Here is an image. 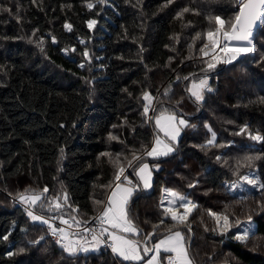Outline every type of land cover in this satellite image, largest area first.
Returning <instances> with one entry per match:
<instances>
[{
	"label": "trees",
	"instance_id": "16d2710c",
	"mask_svg": "<svg viewBox=\"0 0 264 264\" xmlns=\"http://www.w3.org/2000/svg\"><path fill=\"white\" fill-rule=\"evenodd\" d=\"M87 2L96 6L89 10ZM165 2L0 0V264H118L106 247L69 257L46 225L29 218L26 205L16 197L26 188L47 186L49 196L66 191L80 218L95 216L102 206L94 201H106L111 189L104 186L116 183L117 169L101 153L120 154L126 166L124 157L130 159L142 145L152 146L153 121L145 123L142 116L145 91L156 98L157 112L182 103V113L195 127L183 128L174 154L145 157L152 168V187L131 197L130 216L143 229L134 238L143 239L163 218L158 205L162 190L171 188L199 206L189 217L190 252L196 264H264V209L260 207L264 195L256 190L231 193L225 187L237 178L233 175L237 157L264 156V143L235 135L244 125L264 135V103L260 102L264 98V32L254 33L252 53L218 64L207 73L213 91L206 92L198 105L186 88L191 79L204 75L198 51L203 41H196L192 50L189 44L196 33L209 28L207 16L228 19L237 9L234 0H174L163 7ZM184 7L200 14L176 19ZM89 20L96 21L92 28ZM187 21L190 26H185ZM65 23L72 25V31L64 28ZM177 36L178 43L173 39ZM40 38L43 51L36 43ZM85 50L90 63L82 55ZM193 73L196 76L183 79ZM206 123L216 133L217 144L225 147H199L211 135ZM110 133L119 139L110 141ZM226 159L233 165L223 163ZM253 169L264 182V159L240 173ZM127 174L135 183L131 168ZM193 183L195 187H189ZM226 205L230 219L243 222L250 214L255 221V234L247 244L231 237L235 227L226 236L204 230V225L214 227L206 210L221 212ZM35 211L55 215L40 208ZM163 219L152 243L172 224L170 218ZM4 236L8 239L3 240ZM41 236L45 239L40 243H30Z\"/></svg>",
	"mask_w": 264,
	"mask_h": 264
},
{
	"label": "snow or ice",
	"instance_id": "6c2138e0",
	"mask_svg": "<svg viewBox=\"0 0 264 264\" xmlns=\"http://www.w3.org/2000/svg\"><path fill=\"white\" fill-rule=\"evenodd\" d=\"M106 0H97V3L104 4ZM35 4L36 0H32ZM139 3V0H137ZM174 3V0H166L163 7H168ZM96 6L95 3L87 2L86 7L91 10ZM233 12L228 19L222 18L220 15H209L206 17L209 28L203 33H196L189 44V49L195 48L196 41H203L198 51L205 64L201 69L204 75L198 79H191L190 87L186 88L190 98L196 104H201L205 100V93L212 92L213 89L208 83L207 73L214 71L218 64H230L242 56H246L254 51L253 38L254 32L259 29L264 32V0H234ZM63 7V6H62ZM71 7V5H68ZM7 10V9H5ZM199 15V11L190 7H184L176 14V19L182 20L185 14ZM88 27L92 28L96 21L89 20ZM191 21H187L185 26H190ZM64 28L72 31V25L65 23ZM35 36V32H33ZM179 42V37H174ZM55 43V37H52ZM32 42V41H30ZM37 46L43 51V38L36 41ZM84 43V41H81ZM67 51V50H65ZM73 52L76 50L73 48ZM82 55L90 63V57L87 50ZM172 59L171 57L169 58ZM83 68L85 65L80 64ZM196 76L195 73L190 76L183 77L189 80L190 77ZM177 80L181 77L177 76ZM90 83V81H88ZM169 89H165L164 94L168 95ZM145 101L143 105L142 116L145 123L155 121V129L157 133L153 136L152 146L149 148L142 145L139 153L133 151L131 158L124 157L126 166L123 165L121 155L113 156L110 152H103L101 156L108 157L109 162L117 169L114 180L116 183L106 185L111 191L107 195L106 201L95 200L94 204L101 205V210L95 216L89 219H82L77 214L79 208L73 206L69 202V196L66 191L49 196V189L45 186L42 190L37 188H26L23 192L17 193L16 199L21 204L26 205L25 211L33 222H39L48 227L49 234L55 238V242L69 257H76L81 253L99 252L101 247L111 250L114 258L119 262H129V264H196L195 258L190 252V234L192 233V222L189 217L198 209V205L188 199L186 195L178 190L165 188L162 190V196L158 207L162 209L161 216L170 218L172 224L167 226L165 234L152 243L157 237L158 230L164 225L165 220L162 218L158 224L152 225V232L144 234L143 239H137L143 233V229L139 228L130 216L129 204L131 197L138 190H147L152 187V168L145 157L159 159L161 157L170 156L175 150V145L183 128L195 127L190 125L184 118L178 117L174 111L169 109H161L157 112L153 101L156 99L149 92L142 94ZM264 103V98L261 99ZM152 112L153 115H149ZM115 127V126H114ZM204 127L211 134L203 145L199 147L202 150H208L212 147H225L223 144H217L216 133L207 123ZM163 133V136L159 135ZM235 135H247V137L255 143H264V135L258 132L249 131L248 126H242ZM110 141L118 140L116 135L109 134ZM63 151V150H61ZM217 161H221V157H216ZM264 159L261 155H244L235 159L233 167V175L237 178L230 183L226 182L225 187L229 191H251L255 189L264 195V182L256 177L252 172L241 174L242 168H253L255 161ZM227 164L228 161L224 160ZM157 170L159 165H154ZM132 169V175L136 177V182L129 179L127 169ZM244 186H248L245 188ZM189 187H195V184H189ZM240 202H243V198ZM260 207L264 209V204ZM36 208L54 213L53 216H45L37 213ZM229 205H226L221 212H215L211 209L206 210V214L214 222V227L209 229L204 225L201 218V224L204 230L212 231L220 236H226L234 227L237 231L232 238L242 244H247L250 236L254 235L252 225V216H247V222L240 219H230ZM70 210V211H66ZM182 210V211H181ZM67 216V218H66ZM59 220L64 227H57L51 221ZM147 223V221H146ZM187 235L185 233V230ZM3 240H7L8 236H4ZM41 236L39 240L30 241V243L38 244L44 240ZM23 252L24 249H20ZM151 254V255H149ZM8 255H14L9 252Z\"/></svg>",
	"mask_w": 264,
	"mask_h": 264
},
{
	"label": "rangeland",
	"instance_id": "374dc122",
	"mask_svg": "<svg viewBox=\"0 0 264 264\" xmlns=\"http://www.w3.org/2000/svg\"><path fill=\"white\" fill-rule=\"evenodd\" d=\"M209 78V77H208ZM208 81H209V79H208ZM190 85H191V81L190 82H188V87H190ZM170 99L171 98H173V96L171 95L170 97H169ZM181 105H182V103H178L177 104V106L175 107V108H173V110H170V111H174L175 113H176V115L178 116V117H181V118H184V119H186L187 121H188V118H187V116L186 115H184L183 113H182V111H181ZM153 126H154V128H155V121L153 120ZM182 131H183V129H182ZM182 131H181V134H180V136L178 137V140H177V142H176V144L178 143V141H179V139H180V137H181V135H182ZM157 133V130L155 129V133L154 134H156ZM159 135H161V137L163 136V133H159ZM216 141H217V139H216ZM172 154H174V153H172ZM227 161H228V163H227V165H230V163H232V161H230V159H226ZM232 165H233V163H232ZM149 166H150V164H149ZM234 166V165H233ZM151 167V166H150ZM249 172H252L256 177H258V171L256 170V169H253V170H250V171H248V172H246L245 174H248ZM259 178V177H258ZM233 181V180H232ZM228 183H230L231 181H227ZM245 188H248V186H244ZM253 190H255V189H252L251 191H253ZM231 193H238V194H241V195H243V194H245V192H249V191H241V190H236V191H230ZM189 199V198H188ZM194 202V201H193ZM182 211V210H181ZM243 222H247V220H245V221H243ZM252 225H253V228H254V230H255V228H256V224H255V221L252 219ZM232 231V230H231ZM230 231V232H231ZM237 231V229L235 228V232ZM234 232V233H235ZM228 235V234H227ZM232 237V236H231ZM234 239V238H233ZM192 240H193V238H192ZM157 241V240H156ZM220 264H227V263H220Z\"/></svg>",
	"mask_w": 264,
	"mask_h": 264
},
{
	"label": "built area",
	"instance_id": "2783aa9c",
	"mask_svg": "<svg viewBox=\"0 0 264 264\" xmlns=\"http://www.w3.org/2000/svg\"><path fill=\"white\" fill-rule=\"evenodd\" d=\"M55 226H57V227H64V225H61L57 220H53V221H51ZM48 228V227H47ZM54 240H55V238L54 237H52Z\"/></svg>",
	"mask_w": 264,
	"mask_h": 264
},
{
	"label": "crops",
	"instance_id": "0c3cea01",
	"mask_svg": "<svg viewBox=\"0 0 264 264\" xmlns=\"http://www.w3.org/2000/svg\"><path fill=\"white\" fill-rule=\"evenodd\" d=\"M184 231H185V233H186V235H187L186 229H185ZM149 255H151V254H149Z\"/></svg>",
	"mask_w": 264,
	"mask_h": 264
},
{
	"label": "water",
	"instance_id": "95a60500",
	"mask_svg": "<svg viewBox=\"0 0 264 264\" xmlns=\"http://www.w3.org/2000/svg\"><path fill=\"white\" fill-rule=\"evenodd\" d=\"M256 31H257V30H256ZM256 31H255V32H256ZM255 32H254V33H255ZM190 244H191V242H190Z\"/></svg>",
	"mask_w": 264,
	"mask_h": 264
},
{
	"label": "bare ground",
	"instance_id": "6f19581e",
	"mask_svg": "<svg viewBox=\"0 0 264 264\" xmlns=\"http://www.w3.org/2000/svg\"><path fill=\"white\" fill-rule=\"evenodd\" d=\"M104 248V247H103Z\"/></svg>",
	"mask_w": 264,
	"mask_h": 264
}]
</instances>
